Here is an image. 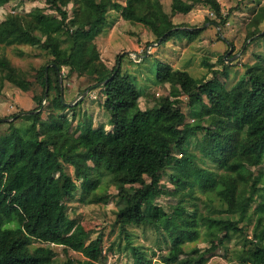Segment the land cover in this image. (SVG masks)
<instances>
[{
  "label": "trees",
  "instance_id": "16d2710c",
  "mask_svg": "<svg viewBox=\"0 0 264 264\" xmlns=\"http://www.w3.org/2000/svg\"><path fill=\"white\" fill-rule=\"evenodd\" d=\"M8 2L0 0V10ZM196 3L209 7L224 24L217 0H172V14H185ZM45 4V10L9 12L0 18V48L39 45L51 56V66L47 72L40 68L33 84L0 53L4 80L24 93L34 85L42 89L32 97L38 106L23 115L30 121L25 132L13 120L6 121L8 127L0 133V264H52L56 253L51 245L84 257L58 264H104L101 235L93 236L96 231L87 221L69 218L65 199L80 188L82 199L105 202L106 195H91L106 175L117 191L121 229L124 232L126 225L134 224L155 230L156 245L166 247L158 255L163 264H205L210 258L206 255L212 256L231 234H243L238 221L198 216L195 204V213L189 215L185 205L197 199V190L214 193L226 212L241 218L249 215L256 202L251 213L256 214V226L248 242L253 246L238 257L248 264H264V173L252 171L264 162V54L255 55L251 64L244 63L243 73L229 87L216 71L204 81L158 61L154 82L168 83L169 94L158 97L156 106L141 109L134 77L122 72L121 66L117 69L118 62L109 68L95 44L108 24L109 8L118 6L114 0H45ZM120 15L147 27L158 44L173 36L193 39L200 33L174 24L159 0H125ZM262 15L256 13L252 24L258 26ZM218 60L224 63L223 56ZM62 67L70 74L85 75L92 86L106 80L100 88L109 130L106 124L94 126L87 120L71 131V121L63 113L67 107L60 99L56 68L61 71ZM50 73L55 76V87ZM182 95L193 112L190 120L182 110ZM43 100L48 102L47 119L39 111ZM79 104L77 101L72 109ZM192 142L216 167L215 172L198 165L190 150ZM64 164L72 167V174ZM165 174L172 189L161 181ZM165 195L176 199L174 205H167L169 211L156 204ZM202 229L210 246L204 251L196 246L186 251L188 242L197 241ZM125 238L130 244L127 235ZM33 241L46 246L32 247ZM132 251V264H153L140 248L132 247Z\"/></svg>",
  "mask_w": 264,
  "mask_h": 264
},
{
  "label": "rangeland",
  "instance_id": "374dc122",
  "mask_svg": "<svg viewBox=\"0 0 264 264\" xmlns=\"http://www.w3.org/2000/svg\"><path fill=\"white\" fill-rule=\"evenodd\" d=\"M159 1L174 24L181 28L193 27V29L200 30V33L193 39H188L185 36H173L163 44L154 43L155 37L147 27L139 22L121 17L120 10L125 0H114L118 6L109 8L108 24L95 38L100 59L111 68L120 58L122 72H128L134 77L140 93L138 104L141 109L156 106L158 97L169 94L170 85L168 83L159 85L154 82L158 61L170 64L175 69L186 70L195 79L204 81L211 79L214 76L213 71H216L218 79L229 87L243 73L242 65L244 63L251 64L255 61V55L264 54V15H262L263 20L258 26L252 24V18L256 13H264L261 10L264 9V0H217L225 18L223 25L220 24V19L216 18L209 7L204 4H193L185 14H172V0ZM183 1L190 2L191 0ZM71 6V3L67 6L69 17L72 15ZM36 8L45 10V0H9L8 4L0 10V18H2V14L5 15L9 12L28 13ZM46 11L52 12L51 10ZM255 30H259V32L251 36ZM0 53L33 84H35L38 70L51 66V56L39 45H3L0 48ZM222 56L224 57L223 64L218 60ZM224 65L226 66L224 67ZM224 68L227 71V79L224 77ZM50 77L55 87V76L50 73ZM61 79L60 88L62 87L65 102H73V105H77V101H80L76 108L72 109V105L63 110V113L71 121V131L76 125L87 120H91L94 126L108 122L109 115L102 106L104 96L98 85L92 86L93 82L88 80L89 78L85 75L77 76L75 73H68V69L65 67H62ZM86 90L87 92L82 96ZM41 92V87L34 85L29 92L24 93L12 83L4 80L0 73V119L22 111L34 110L38 103L32 97ZM51 94L55 95L56 90L53 89ZM180 99L186 119H192L193 112L186 105V97L182 95ZM47 104L48 102L43 100L39 109L42 111L43 119L48 118L45 111ZM0 122L1 133L7 129L8 124L6 121ZM14 125L25 132L30 121L20 116L14 120ZM105 129H110L108 124ZM193 145L192 142L190 150L196 154L198 165L215 172L216 167L208 159L202 157ZM64 167L69 174L73 173L71 166L64 164ZM252 171L254 174L264 173V162L253 167ZM146 180L149 181L148 178ZM161 181L165 187L172 189L166 174L162 176ZM116 194V188L111 184L110 177L106 175L101 180L100 186L91 195L92 197L93 195L96 197L106 195L108 199L105 202H90V197L82 199L81 190L78 188L71 198L65 199L66 213L69 218L77 222L87 221L96 231L93 236L101 235L103 248L106 249L104 264H132L134 260L132 247L140 248L144 255L152 259L153 264H163L158 255L164 252L166 247L164 244H161L160 247L156 245L158 233L155 230L129 224L125 226L123 232L117 222L119 205ZM195 197L197 199H192L185 205V210L189 215L195 213V204L198 216H209L215 219L229 218L238 221V226L243 230V234H231L222 245L217 247L212 256L206 255L210 258L205 264H248L242 262L238 254L253 246L248 242L255 231L256 214L251 215V213L257 203L251 204L249 215L241 218L238 213L226 212L224 205L214 193L197 190ZM175 203L176 199L168 195L161 196L156 200V204L162 205L168 209L167 211L170 210L167 205ZM10 225L13 226L12 223ZM126 235L130 244H127ZM217 243L216 241L215 244ZM188 244L186 251H189L193 246L204 251L210 246L204 229L197 241L188 242ZM31 246L39 247L46 246V244L33 241ZM51 248L56 253L52 264L64 262L68 258L74 261L84 259L80 253L64 250L62 246L51 245Z\"/></svg>",
  "mask_w": 264,
  "mask_h": 264
},
{
  "label": "water",
  "instance_id": "95a60500",
  "mask_svg": "<svg viewBox=\"0 0 264 264\" xmlns=\"http://www.w3.org/2000/svg\"><path fill=\"white\" fill-rule=\"evenodd\" d=\"M119 66H120V58H118V63H117V69L119 68ZM47 70H48V67H45V71L47 72ZM56 70H57V75H58V79H59V83H60V86H61V81H62V79H61V71L60 70H58V68H56ZM48 78H47V73L45 74V81H46V87H45V92H47V90H48ZM104 82H106V80L105 81H103V82H101V83H98L97 85L99 86V87H101L102 85H103V83ZM88 90V89H87ZM87 90L86 91H84L83 92V94H82V96L87 92ZM60 99H61V101H62V103L66 106V107H70V106H72L73 105V102H65V100H64V96H63V92H62V87L60 88ZM27 113H30V112H20V113H17L14 117H12V118H4V119H0V121H13V120H15L16 118H18V117H20V116H23V115H25V114H27Z\"/></svg>",
  "mask_w": 264,
  "mask_h": 264
}]
</instances>
